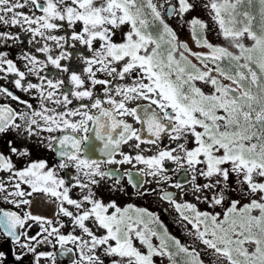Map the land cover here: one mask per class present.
I'll list each match as a JSON object with an SVG mask.
<instances>
[{
    "label": "snow or ice",
    "instance_id": "snow-or-ice-1",
    "mask_svg": "<svg viewBox=\"0 0 264 264\" xmlns=\"http://www.w3.org/2000/svg\"><path fill=\"white\" fill-rule=\"evenodd\" d=\"M0 264H264V0H0Z\"/></svg>",
    "mask_w": 264,
    "mask_h": 264
}]
</instances>
